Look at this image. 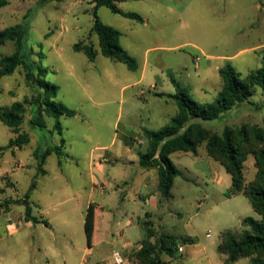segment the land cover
I'll return each mask as SVG.
<instances>
[{
    "label": "rangeland",
    "instance_id": "rangeland-1",
    "mask_svg": "<svg viewBox=\"0 0 264 264\" xmlns=\"http://www.w3.org/2000/svg\"><path fill=\"white\" fill-rule=\"evenodd\" d=\"M6 2L0 8V30L17 24L28 26L24 49L29 60L46 71L43 78L48 84L57 86L55 101L76 112L73 117L59 119L61 135L54 130V118L47 115L43 116L45 128L34 127L29 120L36 109L37 88L26 82L20 67L11 76L0 79V108L8 109L12 103L22 102L25 113L20 129L32 140L11 153L6 146L13 136L0 122V184H7L8 177L12 181L16 176L17 191L8 185L6 192L20 195L27 188L31 180L24 175L32 176L37 170L33 159L37 140V161L45 159L46 171L64 174L68 191L72 192L70 195L62 191L58 199L63 202L42 211L41 219L52 226L37 225L36 235L41 242L49 240L53 232L69 230L76 238L73 245L77 248L72 253L73 261L68 264H111L113 249L120 252L121 245L129 241L121 254L124 264H134L133 256L141 247L145 227L144 221L138 222L137 215L145 220L144 213L149 211L157 233L173 237L189 233L194 239L191 245L179 242L186 255L179 253L178 257L170 258L162 254L166 264H223L225 257L216 250L220 235L226 231L240 233L242 219L259 220V216L243 194L226 196L230 175L207 155L204 143L197 146L195 153L170 156L172 165L183 175L174 178L171 197L163 199V206L157 210L137 198L120 204L119 193L112 195V187L122 172L130 180L143 170L124 158L121 153L124 143L137 160V154L147 148L141 131L159 130L176 115L177 108L171 98L155 96L175 93L170 77L187 88L194 101L211 103L221 88L218 69L230 64L243 79L249 72L264 68V0H123L117 3L121 11L138 14L142 23L99 7L98 19L119 31L118 44L136 59V71L101 55L97 36L91 32V0ZM78 42L92 44L97 53L93 61L82 52L73 51L72 46ZM13 50V44L7 42L0 46V57L10 55ZM145 60L147 66H144ZM142 68L145 77L136 85L134 82ZM194 122L217 134L225 127L264 126V94L255 87L246 102L214 119ZM61 138L65 142L63 156L54 153L46 156V149L58 146ZM110 145V150H102ZM100 154L106 160L99 158ZM98 161L102 165L100 172L96 169ZM255 172L253 157L248 156L243 170L246 183L253 179ZM93 176L95 185L90 193ZM148 192L155 193V186L149 187ZM90 199L94 201L93 206H104L93 212L86 232L84 221ZM33 211L36 216V209ZM61 213L66 214L64 218ZM107 215H114V222H109ZM126 219H131L133 224L125 225ZM56 220H62L63 225L56 224ZM113 238L116 241L112 245ZM24 244L25 239L1 228L0 264L31 263L34 253L25 252ZM85 247L89 248L87 252L83 250ZM248 259L242 258L234 264H248ZM38 263L42 264L43 260Z\"/></svg>",
    "mask_w": 264,
    "mask_h": 264
},
{
    "label": "trees",
    "instance_id": "trees-1",
    "mask_svg": "<svg viewBox=\"0 0 264 264\" xmlns=\"http://www.w3.org/2000/svg\"><path fill=\"white\" fill-rule=\"evenodd\" d=\"M122 1L91 0L93 4L91 32L97 36L102 56L123 63L128 70L136 71L138 62L118 44L119 31L102 24L96 14L99 7H106L114 14L142 22L138 14L123 12L117 7V3ZM6 3V0H0V8ZM27 28L26 24H17L0 30V46L11 42L14 48L10 55L0 57V79L11 76L19 67L22 68L26 82L37 88L34 98L36 109L29 123L43 129L45 128L43 116H50L55 120L54 130L61 135L59 119L63 116L73 117L76 112L55 101L57 86L48 84L43 78L46 71L29 60L24 49ZM72 49L75 52H82L89 61H93L97 55L89 42H78L72 46ZM218 74L221 88L211 103L194 101L189 96L187 88L180 86L170 77L175 93L156 95L171 98L176 105L177 113L161 129L141 131L146 139L147 148L144 153H139L138 164L142 168L156 169L158 191L163 198H168L174 178L183 175L172 165L170 155L174 152L195 153L197 146L204 143L207 155L223 166L230 175L231 184L226 196L243 194L259 216V220L250 217L242 219L243 230L240 233L223 232L216 250L225 257L223 264H234L242 258H249L248 264H264V126L253 124L236 128L225 127L220 134H217L194 122L195 119H214L235 105L246 102L255 87H259L264 94V68L255 69L240 79V74L230 64H226L218 69ZM24 113L25 107L22 102H14L8 109L0 108V122L15 134V137L9 140L7 148L22 147L29 143V136L20 131ZM64 143V139L61 138L60 144L48 148L45 155L53 152L60 156ZM248 156L253 157L256 172L253 179L246 183L243 170ZM42 162L43 159L39 164ZM33 188L32 182L29 190ZM27 197L28 195L23 201H15V203L23 204L25 218L30 219L31 209L26 201ZM92 215V209L88 207L84 221L86 232L89 231ZM143 225L145 227L143 226L141 247L134 253V264H166L161 259L162 254L176 258L179 255L180 243L189 245L194 243V239L188 235L173 237L165 233H157L150 221H144Z\"/></svg>",
    "mask_w": 264,
    "mask_h": 264
},
{
    "label": "crops",
    "instance_id": "crops-1",
    "mask_svg": "<svg viewBox=\"0 0 264 264\" xmlns=\"http://www.w3.org/2000/svg\"><path fill=\"white\" fill-rule=\"evenodd\" d=\"M143 20V19H142ZM143 22V21H142ZM141 22V23H142ZM144 66H147L146 60L144 61ZM145 77V70L142 68L139 73V78L137 81L134 82V84H139ZM128 86V85H127ZM153 88L156 87V84L151 85ZM143 92V91H142ZM142 95V94H140ZM156 97H158L155 94ZM140 97V96H139ZM159 98V97H158ZM162 99V98H161ZM10 130V129H9ZM21 131V129H20ZM11 132V131H10ZM12 134L13 139L15 137V134ZM32 143V140L29 137V143L27 145ZM65 144V143H64ZM26 146V145H24ZM23 147V146H22ZM22 147H9V151L11 153H14V151H19ZM112 147L110 145L109 147H102V150H107ZM124 147V150L121 149V153L124 155V158H127L128 162L131 164L137 163L139 161V154H137V160L133 157V154L131 152V148L124 143L122 146ZM34 148L33 149V159L35 160V164L37 166V170L35 171V174H33V183L34 188L30 191V185L32 183V176L31 174L24 175L26 176V179L31 180V183L29 181V184L26 189H24L20 195L16 193H10L6 192V187L9 185L11 186L13 191H17L16 185L18 184L16 176H14L13 180L11 181L8 177L7 184H0V229L3 228V230L7 231L8 234H14L17 235L18 238L25 239V244L23 246V250L25 252L31 251L34 253L33 261L29 264H39V260H43L42 264H68L73 261V250H75V245H73V242L76 240L75 237H73V233L69 230L59 231V234L57 232H53L50 236L49 240L41 242L40 236L37 234V225H42V223L45 226H52L49 221L45 222L43 219L44 216L42 214V211L44 209L52 208L54 205H58L63 200L59 201L58 196L62 193V191H66L68 194L72 195V192L69 190V183L66 181L67 177L62 174L61 172H53L50 173L46 171L44 166V161L39 164L37 161V151L39 150V141L35 140L34 142ZM48 149V148H47ZM46 149V150H47ZM64 150V146L61 149L60 156L62 157L64 153L62 151ZM146 151V150H145ZM112 152V151H111ZM53 152H50L46 156L52 154ZM116 153V150L113 149V154ZM186 152H174L170 156H173L175 154L178 155H184ZM55 154V153H54ZM104 154H100L99 158L102 160H106L104 157ZM96 162V169L98 172L101 171L102 165ZM141 171L136 172L133 177H130L125 172L121 173V176H119L118 179H114V185L112 187V195L115 192L119 193V203L125 204V202H132L134 199L143 200V202L148 205L152 210H157L163 206V202L165 198H163L157 188V171L155 168H142ZM151 169H153V172H149ZM31 177V178H30ZM94 176L91 177V188L90 193L93 191L95 180ZM155 186V193L148 192L149 187ZM157 194L158 197H157ZM28 195L26 201L30 207V219L25 218L24 214V206L21 203H15V201H23L25 196ZM171 197V190H170V196ZM72 198V197H69ZM166 198V199H168ZM66 200V199H64ZM58 201V202H57ZM57 202V203H55ZM162 202V203H161ZM93 199H90L87 203L89 205L88 207H91L92 213L98 212L97 209L101 210L104 206V204H99L97 206H93ZM36 209L34 215L33 209ZM111 210V209H110ZM96 213H94L96 215ZM100 213V211H99ZM61 217H65L66 214L61 213ZM38 216V218H37ZM61 218V219H63ZM144 218L147 221H152V213L147 211L144 213ZM35 219V220H33ZM107 219L109 222H114V215H107ZM138 222L141 224V222L145 221L140 216L137 215ZM159 219V218H158ZM67 223V222H66ZM56 224H59L60 226L63 225L62 220H56ZM117 224V223H114ZM133 224V221L131 219H126L125 225L130 226ZM153 226V225H152ZM188 236H191L189 233L185 234ZM115 238L112 239L111 244L113 245L115 242ZM129 241L123 243L120 248V252L124 251L126 247L129 245ZM84 252H87L89 250L88 247H85ZM115 251V249H113ZM117 251V250H116ZM181 256L186 255L184 254V250L180 252ZM100 263V262H99ZM97 263V264H99ZM79 264H81L79 262Z\"/></svg>",
    "mask_w": 264,
    "mask_h": 264
},
{
    "label": "built area",
    "instance_id": "built-area-1",
    "mask_svg": "<svg viewBox=\"0 0 264 264\" xmlns=\"http://www.w3.org/2000/svg\"><path fill=\"white\" fill-rule=\"evenodd\" d=\"M206 236H209V233H207ZM181 251H182V248L181 246H179L178 252L180 253ZM124 261L125 259L122 256L121 252L115 250L111 253V264H124Z\"/></svg>",
    "mask_w": 264,
    "mask_h": 264
}]
</instances>
